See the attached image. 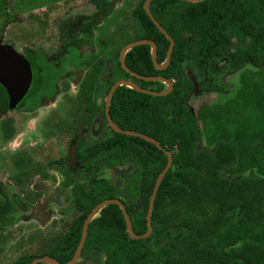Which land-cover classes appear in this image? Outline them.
Masks as SVG:
<instances>
[{
	"label": "trees",
	"instance_id": "16d2710c",
	"mask_svg": "<svg viewBox=\"0 0 264 264\" xmlns=\"http://www.w3.org/2000/svg\"><path fill=\"white\" fill-rule=\"evenodd\" d=\"M92 1L99 7L107 2ZM177 1H152L167 22L160 23L175 41L170 64L155 68L147 44L132 47L124 58L139 74L173 80L172 91L158 96L121 85L109 107L119 127L153 136L172 153V164L154 201L152 232L146 238H130L120 207L112 203L89 223L82 253L94 243L105 252L103 264H264V0L182 1L187 4L176 5ZM6 2L0 0V37L12 19ZM143 2L135 8L144 27L139 38L155 41L157 60L162 62L169 41L150 20ZM105 7L107 11L111 4ZM118 55L119 51L117 64L125 77L144 85L157 83V90L164 88L160 81L131 76ZM242 69L241 96L233 102L228 125L216 118L215 105L207 106L206 100L198 107L193 105L204 93L218 95L231 86L216 82L217 74L225 78ZM196 83L205 90L200 92ZM0 87L5 97L1 105H5L7 93ZM150 125L153 130L148 132ZM77 158L81 170L89 174L92 168L98 170L73 186V203L81 214L59 243L41 254L21 255L10 264H29L45 254L60 263L72 258L88 213L104 199L120 198L110 170L100 168L104 164L113 167L130 161L140 169L132 175L138 183L127 195L137 193V198L129 203L121 200L134 231L146 230L149 197L167 161L163 150L143 138L112 130L105 141L79 150ZM11 206L0 208V227L30 209L16 196Z\"/></svg>",
	"mask_w": 264,
	"mask_h": 264
},
{
	"label": "rangeland",
	"instance_id": "374dc122",
	"mask_svg": "<svg viewBox=\"0 0 264 264\" xmlns=\"http://www.w3.org/2000/svg\"><path fill=\"white\" fill-rule=\"evenodd\" d=\"M6 1L7 12L12 16V19L8 20L4 26L0 40L12 44L19 52H23L22 50L27 46L33 48H38L39 45L50 46L56 38L54 32L60 20L67 15L73 16L76 13L91 12L95 9L89 0ZM140 1L118 0L110 14L101 19L104 23L103 29L107 27L111 36L108 38L109 45L107 47L111 60L109 69L111 80L124 76L117 64L118 51L125 43L138 39L144 32L142 19L135 12ZM165 1L170 2V0H156L157 3H165ZM182 1L186 0L177 1L176 5L187 4ZM155 7V3L152 2L150 4L151 11L155 13L159 21L166 25V19L158 14ZM165 11L170 17V6H167ZM160 12L166 13L163 12V9ZM101 29V25L94 27V30L97 31L95 42L99 47L101 44L98 41V31ZM85 57H79L77 61H81ZM72 59L73 55L69 51L66 59L61 63L70 67ZM39 66L46 77L51 78L56 74V67L51 62L39 64ZM242 71L243 69L236 71L233 75L225 78L222 77V73L217 74L216 82L231 86L222 90L218 95L204 93L193 101V105L198 107L204 100H206V105L211 108L215 105L218 110L216 118L223 123V126L228 125L226 121L232 116L233 102L237 103L241 96ZM99 81H103L102 75H100ZM138 82L139 85L143 84L142 81ZM75 85L72 81L70 85H63L62 89L56 91L52 101L41 104L31 112L0 111V208L7 204L12 207L16 196L31 205L33 209L30 215H19L15 222L0 227V264H10L21 255L41 254L51 248L57 238L64 234L71 220L79 214L73 204L72 187L77 182L92 177L98 171L92 168L90 174L82 170L71 172L62 161L56 160L58 157L66 156L67 140L75 133L84 116L80 101L78 105L69 102L76 93ZM146 86L148 85H142V87ZM155 86L158 87L159 84H150L147 88L155 89ZM163 86L166 87V84L163 83ZM106 87L105 83L99 85L96 91L98 98L102 99L105 96ZM0 93L3 94L1 87ZM233 98H235L234 101ZM32 101L26 97L23 104L24 102L32 103ZM55 109H58L59 113L65 117L63 122L45 124L43 117ZM208 115L207 111L206 117ZM19 116L22 119L20 125L17 122ZM98 116L101 117L100 114ZM100 128L98 136L89 133L86 140L93 141L112 134V130L105 125L103 119ZM150 128H148V132L153 130V125H150ZM34 145H38L42 149L51 165L43 163L35 152ZM120 164L124 166L111 168L113 182L118 188L121 199L129 203L137 198V193L130 195L131 197L127 195L131 193L130 187L138 183V180L132 178V175L139 174L140 169L130 161L116 163V165ZM107 165L104 164L100 168L107 167ZM44 198H46L47 210L42 212L39 202ZM36 209L38 212L33 216ZM86 253L89 254L88 259L86 261L79 260L77 264H103L105 261V252L100 247H96L94 243L89 246Z\"/></svg>",
	"mask_w": 264,
	"mask_h": 264
},
{
	"label": "flooded vegetation",
	"instance_id": "af4514ba",
	"mask_svg": "<svg viewBox=\"0 0 264 264\" xmlns=\"http://www.w3.org/2000/svg\"><path fill=\"white\" fill-rule=\"evenodd\" d=\"M89 1L91 2V4L94 5L95 9L91 12L86 11V12H82V13H76L73 16L67 15V17L60 20V22L57 24L56 30L54 32V34H56V38H55V40L52 41L53 43L50 46H47V45H45V46L41 45L40 46L39 45L38 48H33L31 46H27L22 50L23 52H19L16 49L19 53L24 55V57L30 62L31 69H32V81L30 83L29 89H28L27 93L24 95V97L18 102L16 107L13 109H9V107H8V94H7L6 104L1 105L3 103V101L5 100V97H4V94H0V111L1 110H10V111L12 110L15 112H22V111L23 112H31L32 110H36L37 107H39L41 104L43 105V104H45V102L52 101L54 96L57 93L56 91L58 89H62L63 85H70L71 81L76 84L74 86V87H77L76 93L73 96L72 100H70L69 102H73L74 105H78L79 101H80V103L83 106L82 112L84 113V116L82 119V123L77 127L75 133L72 136H70L67 140V154H66V156L56 158V160L58 162L62 161V163H64L66 165V168L71 172H74L76 170H81L80 169L81 164L78 162V158H77V153L79 150L87 148V147H92L97 143L105 141V139L110 136V135L103 136V137L96 139V140H93V141H87L86 140L87 135L89 133H93V135L98 136V134L100 133V130H101L100 127L102 126V119H103L105 125L108 128H110L111 130H113L111 128V126L108 122L107 116H106V98H107V95H108V92L110 90L111 85L116 80L122 79L124 77V76L123 77L121 76V77H118V78H115L112 80L110 78L109 69H110L111 60H110V55L108 53L109 48H107V47L109 45L108 38H111V36L109 35L110 30L107 27H105V29H103L102 25H104V23L101 20L104 16H108L110 14L113 7H115V3L118 0H104L107 2L102 3L100 5V7L96 3H94L92 0H89ZM109 4H111V9L106 11L105 5H107V7H108ZM154 17H155V15H154ZM159 22H161V21H159ZM100 25H101L102 31L101 30L98 31V36H99L98 41L101 44V46L99 47V45L96 44V42H95V37H96L97 31L94 30V27L100 26ZM142 25H143V23H142ZM148 39H150V38H148ZM168 46H169V44H168ZM156 49H157V44H156ZM69 51L73 55V59H72V63L70 65V67L67 66L66 64L62 65V63H61L62 60L66 59L67 53ZM150 51H151V47H150ZM100 53H102V54H100ZM83 56H86V57L84 59H82L81 61H77V59L79 57L82 58ZM118 59H119V55H118ZM49 62H51L54 65V67H56V74L51 78L46 77L43 74V72L39 66V64L40 65L48 64ZM100 75L103 76L102 82L99 81ZM149 75H151V74H149ZM226 76L227 75L225 74V77ZM127 79H129V78H127ZM130 79H132V78H130ZM132 80H134V79H132ZM139 80H142V79H139ZM134 81L136 83L138 82L136 80H134ZM197 82H198V80H197ZM82 83H83V86H81ZM103 83H105L107 85V87H106L105 96L102 99H100V98H98L96 91L98 90L99 85L100 84L102 85ZM152 84H155V83H152ZM196 85H197L196 87L199 89L200 92L201 91L203 92L205 90V89H201V87L198 85V83H196ZM140 86L142 87L141 84H140ZM148 86H146L144 88H147ZM81 87H82V90H81ZM166 87H167V85H166ZM166 87H164V89ZM156 88L153 90H157ZM26 97H28V99H32L33 100L32 103H25L24 102V104H23V100ZM110 103H111V101H110ZM110 103H109V107H110ZM101 104H102V107L100 108ZM63 108H64V106H63ZM99 114L101 115V117L98 116ZM63 118H65V117L59 113L58 109H55V110H51L47 115H45V117H43V121L45 122V124H48L49 122L62 123L64 120ZM20 121H22L21 116H19V120L17 118V122L19 125L21 123ZM34 149H35V152L37 153V155L39 156V158L43 161V163H45L46 165H51L47 161V159L44 155V152L42 151V149L38 145H34ZM70 150L74 151V157L73 158L70 156ZM119 166H115V167L116 168L123 167L122 165L120 167ZM107 168L111 172L110 179L113 182V176H112L113 173H112V169H111L112 167L107 165ZM82 171H84V170H82ZM72 191H73V189H72ZM119 199L121 200V197ZM74 206H75V204H74ZM39 207L41 208L40 210L42 212L43 211L45 212L47 210L46 209L47 208L46 198L42 199L41 202H39ZM75 208L77 209L76 206H75ZM32 210H33L32 206L30 205L29 211H27L25 214H20V215H30ZM78 211H79V214L73 220H71V222L69 223L64 234H62L61 237L57 238V240L54 242V244L59 243L60 240L69 232L71 225L81 214L80 210H78ZM37 212H38L37 209L34 210L33 216H35L37 214ZM97 214H96V216H97ZM80 237H81V235H80ZM83 246H84V244H83ZM82 250H83V247L81 249L78 262H79V260L86 261L88 259L89 254L87 255V253L85 252L83 255ZM45 255H48V254H45Z\"/></svg>",
	"mask_w": 264,
	"mask_h": 264
},
{
	"label": "water",
	"instance_id": "95a60500",
	"mask_svg": "<svg viewBox=\"0 0 264 264\" xmlns=\"http://www.w3.org/2000/svg\"><path fill=\"white\" fill-rule=\"evenodd\" d=\"M152 0H144L143 7L146 12V14L150 17L152 22L156 25V27L164 34V36L169 40V46L166 51V56L165 60L163 62H158L157 60V49H156V44L152 39L148 38H139L136 40H133L131 42L126 43L119 51V62L122 66V68L129 73L131 76H134L135 78L146 80V81H160L164 84L167 85L165 89L162 90H153L149 88H144L141 87L139 84H137L134 80L132 79H127V78H122L116 80L110 87V90L108 92L107 98H106V116L108 119V122L113 130L116 132H120L126 135L130 136H136L143 138L154 145H156L158 148L163 150V152L167 156V161L165 166L162 168V170L159 172V174L156 177L151 195L149 197V203H148V208H147V214H146V224L147 228L143 233H136L133 229L132 222L130 215L127 211L126 205L120 200L119 198H107L102 201H100L98 204H96L92 210L88 213L86 216L82 231H81V237L78 242V245L75 249V252L70 260H68L65 263H60L57 259H55L52 256L49 255H40L36 256L33 258L29 264H37V263H45V264H76L79 259V255L81 252V249L83 247V244L85 242L87 232H88V227L89 223L91 220L96 216L98 211H100L103 207L115 203L117 204L122 213L123 217L125 220V225L127 229V233L130 238L132 239H139V238H146L150 235L152 232V223H151V218H152V213H153V208H154V201L156 198V194L158 191V188L160 186V183L165 176L166 172L169 170L172 161H173V156L170 150H167L164 148L161 144L160 141H158L155 137L150 136L146 133L139 132L133 129H128V128H121L119 127L111 118L110 113H109V103L112 99V96L117 89L118 86L120 85H125L127 87H130L134 90H137L142 93H147V94H152V95H166L170 93L173 89V80L163 76V75H144V74H139L135 72L134 70L130 69L126 63H125V54L126 52L131 49L134 46L142 45V44H147L151 47V59L153 61V64L155 68L157 69H164L168 66L171 60V54L173 51V47L175 44V41L173 37L166 31V29L160 24V22L154 17L153 13L150 10V3ZM186 1H192V2H197V1H202V0H186ZM32 81V69L30 62L22 55L19 53L12 44L10 43H5L0 41V85L4 87L8 94V107L9 109H13L16 107L18 102L24 97V95L27 93L30 83ZM70 156L73 158L74 157V151L70 150Z\"/></svg>",
	"mask_w": 264,
	"mask_h": 264
}]
</instances>
